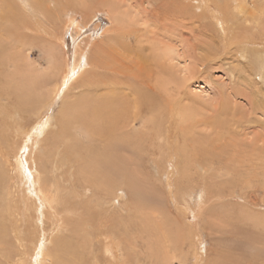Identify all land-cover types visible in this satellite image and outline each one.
Returning <instances> with one entry per match:
<instances>
[{
    "label": "rangeland",
    "instance_id": "1",
    "mask_svg": "<svg viewBox=\"0 0 264 264\" xmlns=\"http://www.w3.org/2000/svg\"><path fill=\"white\" fill-rule=\"evenodd\" d=\"M100 1L0 0V42L4 45L5 59L3 62L0 54V148H4L8 156L12 154V158L6 159V165L0 161V172L4 171L3 181L0 179V264H36L35 251L43 245V255H46L42 257V264H55L53 240L69 237L76 227L81 231L80 238L72 236L73 251L69 258L79 257L81 264H98L93 256L100 258L98 241L103 238L97 239L100 230L116 242L117 264H264V0H204L221 7L226 5L227 16L232 18L229 22L226 20L231 25L228 36L223 34L224 26L220 28V22L214 20L212 4L203 10V3L195 4V0H145V5L143 0H108L107 5L114 2L109 5H114V10L118 4L134 3L132 7L145 13L142 18L140 13L134 12L137 19L131 41L139 27L141 36L146 32L144 39L149 40L148 45H159L157 51H168L172 55L171 60L160 66L150 62L145 69L130 70V74L141 80L150 76V93L158 94L150 98L157 110L152 114L156 115L153 119L157 131L154 133L157 139L153 137L150 142L154 144L152 161L141 171L137 170L142 173L140 179L144 182L138 185L133 200L127 187H122L116 193L120 197L113 200H95L94 189L90 193L82 191L75 184V166L59 164L62 148L51 165L55 178L49 177L48 181L58 188L54 210L43 209L32 196V184L15 171L16 158L13 157L19 155L22 162L26 157V149L19 148L18 141L12 142L11 134L16 132H13L11 118L14 107H18L15 91H25L29 84L31 86L30 80L34 79L37 68L39 75L50 70L51 81L54 74L57 75L51 85L39 89L44 96L52 90L39 115L35 117L25 112L17 116L24 126L32 122L29 128L32 132L35 130L32 127L50 116L55 117L54 125L59 124L56 120L60 106L64 101L74 102L86 91L88 83H83L92 79L89 73L97 71L93 57L97 56L104 63L105 54L101 57L98 50L103 52L109 36H114L117 24L106 10L107 0ZM236 2L243 4L242 15L231 8ZM156 3L201 8L196 11L197 18L190 14L181 21L172 17V21L162 22L154 13L143 12L146 4L153 9ZM40 12L46 14V18ZM5 13L11 15L7 17L8 23L3 16ZM38 19L44 27L40 32L37 31L41 24ZM175 24L181 25V30L169 35L174 27L179 28ZM121 25L120 31L124 30ZM78 52L81 58L75 66ZM153 53L149 54L156 60ZM60 68H64L63 72ZM63 76H67L65 84ZM140 89L145 90L142 86ZM104 93L101 90L96 96ZM158 112H164L159 119ZM149 116L145 114L143 121L149 120ZM134 127L136 134L143 131L141 123ZM78 129L72 130L73 135L80 136ZM83 138L82 142L86 143L85 136ZM26 189L30 193L27 194ZM72 194L79 197L69 196ZM24 195L31 198L25 206L21 203Z\"/></svg>",
    "mask_w": 264,
    "mask_h": 264
},
{
    "label": "bare ground",
    "instance_id": "2",
    "mask_svg": "<svg viewBox=\"0 0 264 264\" xmlns=\"http://www.w3.org/2000/svg\"><path fill=\"white\" fill-rule=\"evenodd\" d=\"M50 1H52V0H50ZM94 1L97 2L98 0H94ZM109 1H111V0H109ZM109 1L107 0V3H104V4H106L105 5L106 10L108 12L110 11L109 15L113 16L111 18L114 19V23H116L117 26H115V29L113 32L114 36L113 37L111 35L109 36L110 38L106 42L108 44H106L105 49L102 47L103 52H101V50H98V52L101 54V57H102V53L105 54L104 58H106V59H105L104 63H102L99 61L97 56H96V59L93 57V59H94V61H93L94 66L93 67L96 68L97 71L89 73V76L91 75L90 77L92 79L89 82L86 81L83 83V85L85 83H88V88L87 87H86L87 89L85 88L86 91L84 90L85 91L84 93H81L79 95V97L77 96L78 98L74 102H72L70 100L71 103H70V101L67 103H65V101L63 102V100L66 96L61 100L63 102V104H62V106H60L61 109L59 112V117H58V120H56L59 123L58 125H57V123H56V125H54L55 117L50 116L48 119L46 118L47 120L42 121L39 124L37 123L38 124L37 127H32L35 129L34 132H32L31 131L32 129L29 131L31 121L26 126H24V125L19 123L20 121H19V118L17 116V115L21 116L25 112L33 113L32 115H34L35 117L37 115H39L40 111L42 109H44V107L47 105V101L49 100L50 95L52 93V90L49 91V89H48L49 92L47 93L46 96L41 95L42 87L45 85H49L50 83L52 84L55 76L57 79V75L54 74V77L51 78L52 79V81H51L50 80V72H51L50 70L49 71L44 70V72L39 75L40 71L37 68L36 71L34 72L35 77H34V79H32L33 81L30 80L32 82L31 86L29 84L27 87V90H25V91L20 90V89L15 91L17 93L16 97H17L18 107H17V109H15V107H14V109H13L14 111L12 110L14 112V114L12 113L13 115L11 118L12 119L11 123H12V125H14V128H13L14 131L13 132H16L15 134H11L13 136L12 142H15V141H16L15 143L19 142L20 143L19 148L22 147L23 150L26 149V157L23 160V162H22V160L19 161V159H20L19 155L18 156L16 155L13 157L14 159L16 158L15 171L18 173V175H21V178H23L24 181L30 182L32 184V186H33L32 196L35 198L34 200H36L38 204H41L43 209L45 208V209H49V210H54V204L56 202V196H57L58 188L54 184L48 183V181H49V177L50 178L54 177V170H53L51 165H53L52 163H53L55 157L59 154L58 150H60V148H62V158L59 161V164L60 165L66 164L70 168H73V166H75L73 176H76L75 184L77 185V187L80 188L82 191H85V192L89 190V193H90L91 189H94L95 193H93V196H94L95 200L97 199L99 201L106 200V199L113 200V199H116L117 196L120 197V194L116 196V193L121 191L122 187L128 188L127 190L129 192V194H131V199L133 200V194L136 192L138 185L141 182H144L143 180L140 179L142 173L140 175V172H138L139 168L141 171L143 168H145L147 166L146 164L151 160V151L153 149L154 144L152 145L150 142L152 141V139L154 137V133L157 132V131H155L156 124H154L155 121L153 119V117L156 115H152V114H154V110L156 112H157V110L153 106V102L151 99L154 96H158V94L156 95L155 94L156 92H154V91L152 93H150L152 91L150 76H148L146 80L145 79L141 80L142 78H139L137 75L130 74V70L132 68H135V67L139 68V69L140 68L145 69L146 68L145 65H150V62L154 63L155 65H157V63H158V66H160V64H163L164 61L171 60L172 55H170V53L168 51H157L159 45H155V44L154 45H148L149 40L144 39L146 36L145 35L146 32L144 33L143 36H141V34H139V33L142 30H140L139 27L136 29L137 33L134 36V41L133 40L131 41V39H132L131 36H132V33L134 32V28H133V25L135 23L134 21L137 19L136 18L137 16L135 15L134 12L136 11V12L140 13L139 16H141L142 18L145 16V13L141 14V12L138 9H136V7H132L134 5V3H131V4L125 3L124 4L125 7L122 6V4H118L117 6L114 7V8H116V10H114L113 9L114 5L112 7H110V6L112 5V3L114 4V2H116V1L113 0L114 2H110L111 3V4H109L110 6L107 5ZM195 1H196V3L193 1L195 4H198L201 2L203 3V6H202L203 10L207 9L206 7H210L211 4L214 5V7H215L214 20H216V23L220 22V25H219L220 28H221V25L224 26L225 32L223 34L228 36V34L230 33L231 25L229 23H227L226 20H228V22H229V19H232V18L227 16V14H229V11H228V9H226V5L221 7L218 3H216V2L213 3V1L212 2L204 1V0H195ZM230 1H232V0H230ZM64 2L65 1H63V3ZM143 2H144V5H145V2L147 3V1H145V0H143ZM241 5H243V4L236 2L234 4V6L231 8H233V10L238 13V15H242L240 13L241 10L243 9V7ZM146 6L148 8L144 7L143 12H148L150 14L154 13L155 14L154 17L156 19H158L159 21H162V22L172 21L171 20L172 17L173 18L175 17L176 21H181V19L185 18L186 16H190V14H192L194 18H197V16L195 15L196 11H199L201 8L200 6H198V7L192 6L191 9H187V7H185V5L184 6H164V5L157 4V7L155 5L156 8L152 9V8H149V4H146ZM72 8H74V7H72ZM192 9H194V11H192ZM65 12H67V11H65ZM40 13H42V12H40ZM42 15L46 18V16H45L46 14L42 13ZM65 15H66V13H65ZM232 15L236 17L235 14H232ZM3 16L5 19V22L8 23L7 17H11V15H9V13H5ZM140 19H139V21H140ZM70 20H71V18H70ZM36 21L41 23V24H38L39 26H37V31L40 32L42 30V28H44V27L42 26V22L40 19H38ZM145 23H146V21H145ZM121 24L124 27V30H122V31L118 30V28H120L119 25H121ZM175 25L179 26V24H175ZM137 26H138V24H137ZM181 28H182L181 25L179 26V28L174 27L172 29V31H170L169 35L175 34L177 31H180ZM165 29H167V28H165ZM186 29L187 28H185V30ZM110 32H112V31H110ZM6 34H8V33L6 32ZM165 36H166V34H165ZM116 38H118V39L116 40ZM142 39H144V40H142ZM117 41H118V43H116ZM17 42L19 43L20 41H17ZM110 43H112V45ZM29 45H27V48L32 49ZM3 46L4 45L0 42V54L2 55L1 58H3V62H5V59L3 57L4 55L2 53V51L4 49ZM115 46H116V48H114ZM132 48H134L133 51L131 50ZM78 51L80 52L81 50H78ZM79 52L77 53V57H79V58H76L75 64H74L75 66L78 65L79 60L81 58L80 57L81 54H79ZM86 52H88V51H86ZM95 52H97V51H95ZM153 52L156 53V56H155L156 60H153V57L151 56V54L154 55ZM149 53H151V54H149ZM135 57H137V58L135 59ZM52 58H54V57L52 56L51 59ZM10 59H11V57H10ZM14 59H15V57H14ZM89 60H90V58H89ZM6 62L8 63V60ZM12 63H13V60H12ZM15 63L16 62H14V64ZM54 65H56V64H54ZM86 65H87V63H86ZM75 66H74V68H75ZM60 69H61V72H63L64 68L63 69L60 68ZM262 70H264V69H262ZM125 71L128 73H126ZM0 72H1V70H0ZM58 76H59V74H58ZM14 77H15V75H14ZM30 78H32V76ZM62 79H63L64 84H65L67 82V76H63ZM53 85H55V84H53ZM139 85L144 87V89L146 91L141 90L142 88L140 89ZM40 88H41V90H39ZM101 90H104L105 93L97 97L96 93L101 91ZM53 91H54V88H53ZM142 91H144V94ZM67 93H68V91H67ZM148 93H149V96H148ZM37 104H39V105L37 106ZM40 106H41V108H39ZM4 108H5V106H4ZM43 111H45V110H43ZM164 112H163V114H164ZM172 112H175V110ZM172 112H170V113H172ZM147 113L150 114V116H149L150 119L143 121L144 115ZM160 114L162 117L163 114L161 112H158L157 115H159V116L157 117V119H159ZM169 115H171V114H168V116ZM7 116H8V114H7ZM136 123H141V125L143 127V129H142L143 131L140 132L139 134L138 133L136 134V132H134L135 131L134 130V128H135L134 124H136ZM76 128H79L81 130V134H79L80 136L73 135L72 130H74ZM128 128H131V129L128 130ZM151 128H152V130H151ZM49 129H52V130L50 132H48ZM151 131H154V132L152 133ZM83 136H85V139H86L85 142L86 143L82 142L84 139ZM159 136H161V135H159ZM74 137H77V140ZM154 139H155V137H154ZM155 140H153V141H155ZM155 142H152V143H155ZM166 142L168 143V141H166ZM165 143L164 144L162 143V144L166 145L167 143L166 144ZM10 150H13V149H10ZM154 151H155V148H154L153 152ZM7 158H12V154H11V156L6 155L4 148H3V150L0 148V161L6 165V163H7L6 159ZM81 161H82V163L76 167V164L81 162ZM155 163L156 162H154V164ZM55 164L57 165V162ZM54 169H56V166L54 167ZM71 173H72V171H71ZM71 173H70V175H71ZM3 175H4V171L0 172L1 181H3V179H2ZM7 177H9V176L7 175ZM13 180H14V178H13ZM66 180H67V178H66ZM24 186L26 187V185H24ZM60 188H62V187H60ZM64 189H65V187L63 188V190ZM25 191H27L26 192L27 194L30 193L29 190H27V189ZM143 191L146 192V189ZM70 192H71V190H70ZM73 193H74V191H73ZM141 193H143V192H141ZM65 195H66V193H65ZM69 196H73V194L69 195ZM73 197H79V196H73ZM21 199H22L21 203L23 206L28 205L29 200H31V198L28 195H24V199L22 197H21ZM80 199H82V198H80ZM85 199H86V197H85ZM128 199H129L130 203L133 202L130 198H127V201H128ZM139 199H140V197H139ZM82 201H84V200H82ZM196 201H197V199H196ZM204 202H206V201H204ZM66 203H65V205H66ZM69 203H71V202H69ZM74 203H76V202H74ZM80 203L85 204L83 202H80ZM61 204H62V202H61ZM75 205L77 206V204H75ZM79 209L81 210V208H79ZM82 209H83V206H82ZM84 209H85V206H84ZM66 210H67V207H66ZM196 210H198V208H196L195 211ZM88 211H90V210H87V212ZM39 214L41 215V217L44 216L43 213H41V211H39ZM67 215H69V214H67ZM193 215H194V212H193ZM101 217H100V219H101ZM207 217H209V216H207ZM37 218H39V217L37 216ZM120 218H122V217H120ZM25 224H27V223H25ZM80 224H81V221H80ZM87 228H89V227H87ZM76 229H79V228L76 227ZM76 229L72 230V234L69 237L68 236L67 237H61V238H58L57 241H54L55 239L53 240L52 237L50 238V240H53V242H55L54 250L53 251L51 250L52 252H54L53 253V260H54L53 262L55 264H81L80 262L82 260L79 257L73 256L72 258H69V254H72V251H73L72 246H71V240L73 238L72 236L76 235L77 240H78V238H80L79 234L81 233V231L76 230ZM55 232L58 233V231H55ZM93 233H94V231H93ZM108 233H110V232H108ZM120 234H122V233H120ZM94 235H96V234H94ZM108 235H106L103 230H100V233L98 234L97 239H99L101 236L103 237V238H100V240L98 241V244L100 245L99 246L100 247V252H99L100 258H98L96 255L93 256L94 260L98 264L99 263L100 264H117L116 262L118 260V248L115 245L116 242L110 240L108 238ZM110 237H114V236H111V234H110ZM133 238H135V237H133ZM188 238H190V237H188ZM127 242H130V241H127ZM44 246L45 245L38 247V249H36V251H35V253H36L35 255H37V257L35 259L36 264H42V260H43L42 257L44 255H46V254L43 255ZM150 248H152V247H150ZM18 260L19 259H17V261ZM30 260L31 259H29V261ZM114 260H115V262L113 263ZM90 261H92V260H90ZM140 261H142V260L140 259ZM19 262H20V260H19ZM43 262H44V260H43ZM46 262H48V259ZM27 263H28V261H27Z\"/></svg>",
    "mask_w": 264,
    "mask_h": 264
}]
</instances>
